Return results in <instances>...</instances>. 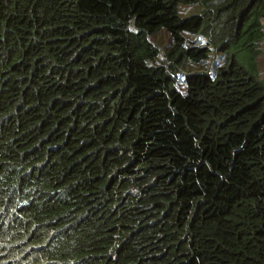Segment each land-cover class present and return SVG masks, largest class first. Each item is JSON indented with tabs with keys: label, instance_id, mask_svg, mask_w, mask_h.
I'll return each instance as SVG.
<instances>
[{
	"label": "trees",
	"instance_id": "1",
	"mask_svg": "<svg viewBox=\"0 0 264 264\" xmlns=\"http://www.w3.org/2000/svg\"><path fill=\"white\" fill-rule=\"evenodd\" d=\"M263 51L264 0H0V264H264Z\"/></svg>",
	"mask_w": 264,
	"mask_h": 264
},
{
	"label": "rangeland",
	"instance_id": "2",
	"mask_svg": "<svg viewBox=\"0 0 264 264\" xmlns=\"http://www.w3.org/2000/svg\"><path fill=\"white\" fill-rule=\"evenodd\" d=\"M151 40L164 51L167 48L168 41L167 36L165 33L161 32L159 34L154 35L151 37ZM223 60V56L221 54H216L215 58L211 61V67L214 69L217 65L221 64ZM258 67L259 70L264 75V51L258 56Z\"/></svg>",
	"mask_w": 264,
	"mask_h": 264
}]
</instances>
